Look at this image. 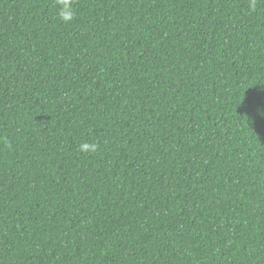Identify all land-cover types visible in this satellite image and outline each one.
Segmentation results:
<instances>
[{
    "label": "trees",
    "instance_id": "trees-1",
    "mask_svg": "<svg viewBox=\"0 0 264 264\" xmlns=\"http://www.w3.org/2000/svg\"><path fill=\"white\" fill-rule=\"evenodd\" d=\"M251 3L0 0V264H264Z\"/></svg>",
    "mask_w": 264,
    "mask_h": 264
},
{
    "label": "clouds",
    "instance_id": "clouds-1",
    "mask_svg": "<svg viewBox=\"0 0 264 264\" xmlns=\"http://www.w3.org/2000/svg\"><path fill=\"white\" fill-rule=\"evenodd\" d=\"M57 3L61 5L59 11V18L63 20L65 23L70 22L74 18V11L72 10V0H57ZM256 0H252L251 8L255 10ZM98 144L96 142L93 143H82L79 146V151L86 154H93L98 150Z\"/></svg>",
    "mask_w": 264,
    "mask_h": 264
}]
</instances>
